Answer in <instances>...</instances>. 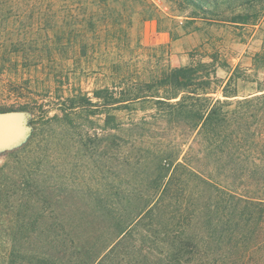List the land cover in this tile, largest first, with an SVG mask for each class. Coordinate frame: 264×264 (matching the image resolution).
<instances>
[{"label":"trees","instance_id":"16d2710c","mask_svg":"<svg viewBox=\"0 0 264 264\" xmlns=\"http://www.w3.org/2000/svg\"><path fill=\"white\" fill-rule=\"evenodd\" d=\"M162 16L151 0H0V37L10 39L0 45V61L13 55L22 68L52 75L62 87L58 75L75 64L72 54L91 66L94 41L103 39L109 52H140L135 64L109 56L108 85L93 92L98 102L67 88L47 106H28L34 133L15 164L0 168V198L39 200L38 176L48 164L89 200L86 209L50 218L39 232L1 236L0 247L9 239L3 264H264V91L239 94L240 66L219 81L210 63L149 64L134 38L135 21ZM219 89L222 98L213 97ZM9 111L17 110H0ZM95 122L106 143L101 188L83 184L82 162L99 136L88 132ZM182 129L202 146L209 176L192 166ZM56 136L64 137L62 155L71 165L61 174L51 144ZM21 220L33 226L41 217Z\"/></svg>","mask_w":264,"mask_h":264},{"label":"rangeland","instance_id":"374dc122","mask_svg":"<svg viewBox=\"0 0 264 264\" xmlns=\"http://www.w3.org/2000/svg\"><path fill=\"white\" fill-rule=\"evenodd\" d=\"M162 13V17L139 24L138 18L134 26V38H138L145 50L144 59L152 66L165 68L193 66L199 63L214 64L216 78L219 81L227 80L230 68L240 66L243 70L239 94H249L264 91V0H151ZM5 30V25L2 27ZM22 38V36H19ZM9 36L1 33L0 45L9 42ZM87 60L92 62L89 68L83 67L86 58L79 54H72L69 70H65L58 77H63L64 85L59 79L54 80L52 75L39 71H29L22 68L21 61L10 55L0 61V110L16 109L28 114L29 129L25 136L12 146L0 149V168L12 167L17 150L30 138L33 126L30 124L32 115L28 106H47V100L60 90H81L88 97L94 98V91L108 85L105 66L109 56L117 54L135 64L136 55L130 54L127 49L109 52L102 40L92 42ZM119 52V53H118ZM75 55V56H74ZM96 60V61H94ZM81 64V65H80ZM82 66V67H81ZM133 67V66H132ZM123 69L122 71H124ZM244 79V80H243ZM62 80V79H61ZM34 92L31 99L17 97L16 90ZM213 97L222 98L220 89ZM264 93V92H263ZM29 94V93H28ZM94 102H98L95 98ZM26 109V110H25ZM56 112L52 111L51 116ZM101 122H95L88 132L94 137L97 131L98 140L90 144L92 151L88 152L82 162L84 170L83 184L93 188H101L105 172V145ZM186 137L185 150L189 146L193 159L192 166L203 176H209L212 167L204 154L202 146L195 139V134L188 130L181 131ZM63 136H56L52 145H55L53 154L56 170L67 172L71 165L62 155ZM85 140V139H84ZM77 143L80 144L77 139ZM77 144V145H78ZM82 161V159H81ZM44 172L38 178L41 191L38 199L27 198L8 199L0 198V243L1 236L12 232H39L45 228L50 218L63 219L76 210L86 209L87 194L76 192L69 185V181L59 177L57 171L49 170L48 164L42 168ZM1 183V181H0ZM67 184L68 187H63ZM251 187V185H250ZM252 188V187H251ZM42 190L44 192H42ZM208 191H205L207 196ZM47 200V201H45ZM24 206V207H23ZM23 208V210H22ZM22 212V215H18ZM40 216L41 220L35 225H20L22 218ZM22 217V218H21ZM19 221V224L15 222ZM27 222V220H26ZM107 231V229L103 230ZM199 236L203 232L199 222L195 226ZM9 239L0 247V264L2 256L8 252Z\"/></svg>","mask_w":264,"mask_h":264},{"label":"water","instance_id":"95a60500","mask_svg":"<svg viewBox=\"0 0 264 264\" xmlns=\"http://www.w3.org/2000/svg\"><path fill=\"white\" fill-rule=\"evenodd\" d=\"M28 114L23 111L0 112V149L12 146L29 129Z\"/></svg>","mask_w":264,"mask_h":264}]
</instances>
